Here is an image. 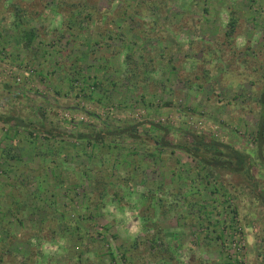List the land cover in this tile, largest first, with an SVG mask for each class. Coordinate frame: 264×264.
Wrapping results in <instances>:
<instances>
[{"label":"rangeland","instance_id":"rangeland-1","mask_svg":"<svg viewBox=\"0 0 264 264\" xmlns=\"http://www.w3.org/2000/svg\"><path fill=\"white\" fill-rule=\"evenodd\" d=\"M4 84L58 128L138 122L146 141L0 121V264H263L264 206L242 176L197 179L152 124L249 153L264 184V0H0V116L37 123Z\"/></svg>","mask_w":264,"mask_h":264},{"label":"trees","instance_id":"trees-1","mask_svg":"<svg viewBox=\"0 0 264 264\" xmlns=\"http://www.w3.org/2000/svg\"><path fill=\"white\" fill-rule=\"evenodd\" d=\"M235 23L234 20L231 22V26ZM3 87L10 93V96H14L19 98L25 105H27L31 110L38 114V122H26L24 119L17 116H0V121L3 123L13 122L16 126H25L31 127L32 129L41 132L45 135H49L51 137H74L85 139L88 141H98V142H106L111 141V139L118 138L122 141H126L128 139H138L142 140L143 134H138L137 125L138 122H131L126 125H115L110 122H104L103 126L96 127L94 124L82 123L86 127L92 126L91 131L88 132H80L75 129H61L57 126H54L51 122L46 118V114L42 108V104L37 101L36 98H31L28 96V92L25 88H16L9 84H4ZM260 102L263 104L260 112V122L258 126V139H259V150H260V159L263 158V153L261 152L263 149L264 142V92L262 97L260 98ZM91 115H96L94 112H88ZM156 130L158 135L157 140L153 141L158 147L162 146H172L173 152L174 149H179L185 152L188 156L192 157L198 163L202 165L203 172H197V179L201 177V173L210 172L218 168L226 169L228 171L238 173L242 176L245 183L251 189L254 196L260 201V203L264 206V184L259 181L253 172L254 160L252 156L243 152L237 148H235L230 143L223 142L217 139L213 134L203 131V130H191L185 129L182 127H175L172 125H162V124H152ZM30 133H33L29 130ZM171 132L179 133L183 135V141L177 144H174L171 140H169V134ZM146 141V138L144 140ZM213 173V172H212ZM127 182L131 179V177H127ZM108 183V182H106ZM104 182V185L106 184ZM150 196L149 194L147 195ZM152 197V196H150ZM152 205L147 206V210L151 208ZM156 243V238H152ZM5 243V244H4ZM10 244L9 241L2 242L0 248L3 245L8 247ZM2 251H6L5 247L2 248ZM25 257V256H23ZM0 261H2L0 259ZM26 261L24 262V264ZM264 264V262H263Z\"/></svg>","mask_w":264,"mask_h":264},{"label":"built area","instance_id":"built-area-1","mask_svg":"<svg viewBox=\"0 0 264 264\" xmlns=\"http://www.w3.org/2000/svg\"><path fill=\"white\" fill-rule=\"evenodd\" d=\"M16 79L20 80V78H19V77H17Z\"/></svg>","mask_w":264,"mask_h":264},{"label":"crops","instance_id":"crops-1","mask_svg":"<svg viewBox=\"0 0 264 264\" xmlns=\"http://www.w3.org/2000/svg\"><path fill=\"white\" fill-rule=\"evenodd\" d=\"M9 85H12V84H9ZM6 90V89H5ZM7 91V90H6ZM8 92V91H7ZM38 101V100H37ZM39 102V101H38Z\"/></svg>","mask_w":264,"mask_h":264}]
</instances>
